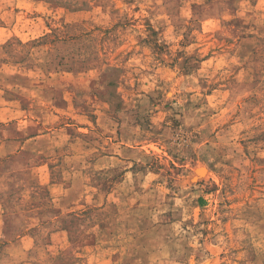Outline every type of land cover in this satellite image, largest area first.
Listing matches in <instances>:
<instances>
[{"label": "rangeland", "instance_id": "rangeland-1", "mask_svg": "<svg viewBox=\"0 0 264 264\" xmlns=\"http://www.w3.org/2000/svg\"><path fill=\"white\" fill-rule=\"evenodd\" d=\"M120 2L130 5L133 0ZM205 2L218 12L235 13L239 7L238 0ZM100 3L0 0V261L5 264L20 256L29 264H127V257L122 259L121 252L111 246L114 236L120 235L117 229L145 230L149 225L145 213L152 207V185L143 188L136 182V174L143 173L144 166L135 162L129 169L96 166L101 157L113 155L97 145L107 140L114 147L130 129L153 130L154 119L147 107L139 102L131 106L118 91L123 83L120 77H126L130 68L114 65L98 79L89 78L96 49L110 46L118 39L113 30H126L135 19L117 20L111 28L96 23L94 8ZM178 6L179 0H175L173 9ZM193 10L200 14L203 9L194 4ZM119 11L111 8L107 14L115 18ZM138 11L132 9L134 14ZM144 24L150 37L138 42L149 44L158 56L167 53L168 44L157 43L164 29L152 28L147 19ZM249 28L240 18L219 25L208 19L188 27L179 41L180 50L174 56L169 54L167 62L160 61L163 75L179 68L165 91L148 93L149 106L168 98L163 108L172 115L160 121L167 132L186 139V133L192 132L195 145L201 134L186 123L193 119L194 111L203 104H216L219 113L212 107L208 112L226 116L227 105L237 98V109L251 108L248 118L260 119L256 106L264 88V38L256 34V28ZM187 49L192 50L190 55L185 54ZM234 60L239 62L232 63ZM201 69L203 75L193 78V71ZM209 80L216 83L209 84ZM222 96H227L224 105L218 104ZM181 98L183 111L172 108ZM101 104L108 107L101 110ZM109 121L115 127L105 132ZM234 125L228 119L217 132L223 128L231 133ZM215 136L209 134L211 144H216ZM149 143L157 153L149 171L156 170L160 154L166 152L171 156L169 177L175 172L180 186L191 194L187 211L178 207L173 212V201L167 199L171 193H165L169 210L161 213L163 225L179 224L184 230L170 239L184 249L188 264H264V253L255 246L259 240L250 239L251 233L240 247L230 246L243 234L240 223L230 218L231 210L242 193L259 199L264 191L260 183L264 181V156L260 155L264 152V123L241 128L232 141L214 149L208 146L199 156L189 152L192 163L186 169L180 167L183 158L177 161L167 149ZM141 146L146 145L141 142ZM209 154L214 156L211 162ZM129 172L133 181L126 196L135 200L130 208L123 204L125 193L120 187ZM164 187L177 190L171 179ZM174 254L170 249L169 258Z\"/></svg>", "mask_w": 264, "mask_h": 264}, {"label": "clouds", "instance_id": "clouds-1", "mask_svg": "<svg viewBox=\"0 0 264 264\" xmlns=\"http://www.w3.org/2000/svg\"><path fill=\"white\" fill-rule=\"evenodd\" d=\"M89 3L94 4L95 0H89ZM238 3L239 7L235 13H230L227 10L218 12L205 0H179V6L175 9H173L175 0H133L130 5H124L120 0H108V3L104 4L103 0H101L100 5L94 8L96 14L95 22L108 28H111L117 20L132 19L133 16H135V19L132 26L126 30H113L112 34L118 39L110 46L105 47L103 50L96 49V59L89 64L91 70L88 73L89 78L98 79L102 72L114 65L130 68L131 71L127 73L126 77H120L123 83L118 91L122 96L126 97L131 106L134 107L139 102V104L147 107L154 117L151 123L153 130L130 129L129 133L118 140L114 147L107 140L104 141V144L97 145L99 149L113 154L111 158L103 156L98 159L96 162L97 167L110 168L113 165H119L122 169H129L132 163L135 162L144 166L143 173L138 172L136 174V182L141 184L143 188H148L150 184L152 185L150 190L152 200L149 202L152 207L145 213L149 218L148 227L145 230L136 228L117 229L120 231V235L114 236L111 241V246L121 252V258L127 257V264H188L187 257L184 256V249L180 247L178 242L170 239V237H174L184 230L180 229L179 224L175 226L171 224L163 225L164 218L161 213L169 210V205L164 196L165 193H171L167 199L173 201L170 206L173 212L178 207L187 211L186 205L190 202L191 194L186 193L184 188L180 186V177L175 172L169 177L168 163L171 160V156H168L166 152L160 154L156 170L149 171L153 167L154 158L157 157V153L153 152L149 142L155 143L159 149L170 151L176 156L177 161L183 158L184 162L180 164V167L186 169L192 163L189 152H195L199 156L208 146L214 149L221 143L232 141V136L239 134L241 128L248 129L253 123H264V88H261L260 93H258L261 97L260 104L256 106V114L260 117L259 120L255 116L252 119L248 118V112L252 111L251 108L245 110V107L241 106L237 109L238 98L236 102L227 105L228 115L226 116H220L219 114L212 116L208 112L209 107L217 108L216 104H203L199 109H196L193 113V119L186 121V123L193 125V132L201 134L200 142L195 145L191 139L192 132L186 133V136L189 137L187 139L184 135L173 136L160 123L166 116L172 115L171 110L165 111L163 108V104L168 100L167 96L164 97L161 103L149 106L148 93H153L154 95V90L165 91L169 82L179 72V68H177L172 73L163 75L164 64L160 61L167 62L169 54L174 56L180 50L179 41L184 38V32L188 27L194 28L197 24H201L208 19H214L219 25L228 19L240 18L245 24L250 25L249 30L256 28V34L264 38V0H238ZM194 4L203 9L200 14L194 13ZM101 8H104L105 11L102 12ZM111 8L120 9L115 14V18L107 14ZM133 8H138L139 11L134 14L132 12ZM145 19L151 22L152 28L164 29L160 33L157 43H167V53H160L158 56L149 44L142 45L138 42L148 40L150 37V32L144 24ZM191 51V49H187L185 54L190 55ZM126 57H130V59H126ZM238 62L236 60L232 61V63ZM203 71V69L199 72L193 71V78L203 75ZM133 73L137 75L133 77ZM157 81L162 83L158 84ZM137 82H139V87L136 86ZM214 83H216L215 80H209V84ZM126 85L128 86L127 89H125ZM195 98L193 97V99ZM226 101L227 96H222L218 104L224 105ZM183 103L184 100L181 98L172 105V108L179 107L183 111ZM99 107L103 110L108 105L101 104ZM237 111H239V115H236ZM217 113H219L218 108ZM228 119L235 121L231 133L226 132L223 128H220L219 132H217L219 125ZM108 123L109 127H105V132H111L115 127L113 122L109 121ZM125 125L126 122L121 127ZM211 133H216V136L213 137V139H216V144H211L208 139ZM141 142L146 146L142 147ZM105 145H108V147L105 148ZM237 151H239L238 146ZM260 155L264 156V152H261ZM213 159L214 156L209 154L208 161L211 162ZM160 163L164 167L160 168ZM153 172H155V175ZM169 179L172 180L173 188H176V191H173L172 188L164 187V185L168 184ZM132 181L133 174L129 172L125 184L120 186L125 193L123 204L128 208L131 207L132 203H135V200L129 201L126 196V193L131 191ZM260 183L264 184V181H260ZM230 218L240 223L239 231L243 233L235 237L233 245L230 246L240 247L241 242L246 237H249V233H251L252 235L249 238L252 240L258 239L259 243L255 246L260 252L264 253V191H262L259 199L250 198L242 193L240 202L231 210ZM180 223H183V221ZM233 226L235 227V225ZM113 229H116V225H113ZM166 236L169 238L165 239ZM188 242L192 243V241ZM170 249L175 250L172 258H169ZM178 256L184 258L176 259L175 257ZM242 258L243 254L237 257V260L239 261ZM22 262L23 264H29L28 261L24 260L23 256L7 260V264H22ZM0 264H5V261H0Z\"/></svg>", "mask_w": 264, "mask_h": 264}, {"label": "bare ground", "instance_id": "bare-ground-1", "mask_svg": "<svg viewBox=\"0 0 264 264\" xmlns=\"http://www.w3.org/2000/svg\"><path fill=\"white\" fill-rule=\"evenodd\" d=\"M199 172H204V170L201 169Z\"/></svg>", "mask_w": 264, "mask_h": 264}]
</instances>
